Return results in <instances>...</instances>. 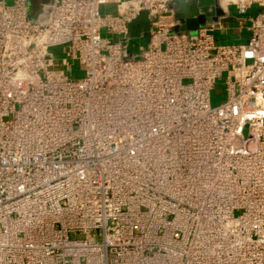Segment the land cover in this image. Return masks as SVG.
Here are the masks:
<instances>
[{
	"label": "built area",
	"instance_id": "obj_1",
	"mask_svg": "<svg viewBox=\"0 0 264 264\" xmlns=\"http://www.w3.org/2000/svg\"><path fill=\"white\" fill-rule=\"evenodd\" d=\"M8 1L0 264H264V0L195 36L174 0Z\"/></svg>",
	"mask_w": 264,
	"mask_h": 264
},
{
	"label": "water",
	"instance_id": "obj_2",
	"mask_svg": "<svg viewBox=\"0 0 264 264\" xmlns=\"http://www.w3.org/2000/svg\"><path fill=\"white\" fill-rule=\"evenodd\" d=\"M45 1V3H47ZM172 7L175 9L179 21L181 23L180 32L187 33L189 36H195L199 29L207 23V17L200 13L201 8H211L214 10L213 14H218L216 9V0H189L187 2H181L174 0ZM33 15H37L39 7L37 2L33 1L31 5ZM150 21L148 14H142L129 26L130 36L134 39L144 37L147 41L150 40Z\"/></svg>",
	"mask_w": 264,
	"mask_h": 264
},
{
	"label": "rangeland",
	"instance_id": "obj_3",
	"mask_svg": "<svg viewBox=\"0 0 264 264\" xmlns=\"http://www.w3.org/2000/svg\"><path fill=\"white\" fill-rule=\"evenodd\" d=\"M223 2H227V4H228L229 0H225ZM8 3L9 4H12L13 3V0H9ZM223 9L224 10L227 9V6L223 7ZM204 12H206L209 15V12L207 10L204 11ZM211 12L213 13L215 11L214 10L212 11V9H211ZM231 15H234V12H231ZM211 22H212V19L211 18L207 19V24L208 25ZM216 37H218L217 40L219 42L225 41V40H223V38H221V35H218L217 33H216ZM241 38H242V42H243V41H246L247 40L248 36L246 35V33H244ZM227 40L229 41V39H227ZM139 43L140 42L138 40L133 41V44L136 45V46ZM142 45H145L146 46L147 43L145 42ZM134 51L137 53V49L134 50ZM56 53H57V56L58 57L64 56V54H65L64 51H62L61 54H59L58 52H56ZM83 76H84V72L81 70L80 66L78 64H76V66L74 67L73 78H82ZM211 98H212V105L213 106H219V105H221L222 103H224L226 101V95H225V92H224L223 80L218 81L217 87H216L215 91L212 93Z\"/></svg>",
	"mask_w": 264,
	"mask_h": 264
},
{
	"label": "crops",
	"instance_id": "obj_4",
	"mask_svg": "<svg viewBox=\"0 0 264 264\" xmlns=\"http://www.w3.org/2000/svg\"><path fill=\"white\" fill-rule=\"evenodd\" d=\"M233 20H234V16L231 14L229 17L224 18L222 21V27L224 29L222 31L217 32V34L221 35V38H223V40L225 41H228L227 39H229L230 42H234L238 39H242L241 38L242 36L240 37L239 35H237L238 33L235 31V26H234L235 24Z\"/></svg>",
	"mask_w": 264,
	"mask_h": 264
},
{
	"label": "bare ground",
	"instance_id": "obj_5",
	"mask_svg": "<svg viewBox=\"0 0 264 264\" xmlns=\"http://www.w3.org/2000/svg\"><path fill=\"white\" fill-rule=\"evenodd\" d=\"M223 1H225V0H218V3H219L218 4V8H219L218 12H220V13H223V12L227 11V9L224 10L223 7H225V6L228 7V4H229V2L227 4V2H223ZM220 13H218V14H220ZM225 18H227V17H225Z\"/></svg>",
	"mask_w": 264,
	"mask_h": 264
}]
</instances>
